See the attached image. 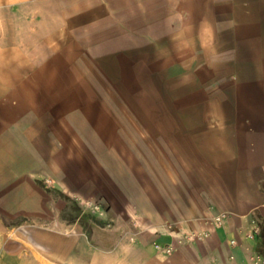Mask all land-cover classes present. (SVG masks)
Returning a JSON list of instances; mask_svg holds the SVG:
<instances>
[{
	"label": "rangeland",
	"instance_id": "374dc122",
	"mask_svg": "<svg viewBox=\"0 0 264 264\" xmlns=\"http://www.w3.org/2000/svg\"><path fill=\"white\" fill-rule=\"evenodd\" d=\"M86 6L0 0V109L34 119L49 198L37 217L0 213L3 238L25 264H169L142 249L141 222L147 188L179 190L178 83L129 34L130 12H77Z\"/></svg>",
	"mask_w": 264,
	"mask_h": 264
},
{
	"label": "crops",
	"instance_id": "0c3cea01",
	"mask_svg": "<svg viewBox=\"0 0 264 264\" xmlns=\"http://www.w3.org/2000/svg\"><path fill=\"white\" fill-rule=\"evenodd\" d=\"M82 4L88 11L77 12L100 10L120 21L130 12L129 34L157 54L165 78L177 81L178 116L188 117L178 119L185 133L178 193L146 190L151 208L141 222L142 249L154 253L158 246L157 257L169 264H264V0ZM24 114L22 107L0 109V213L11 217L49 209L36 183L45 162L39 135ZM155 195L161 196L156 217ZM4 234L0 220V264H25ZM31 243L32 257L41 258L39 242Z\"/></svg>",
	"mask_w": 264,
	"mask_h": 264
},
{
	"label": "built area",
	"instance_id": "2783aa9c",
	"mask_svg": "<svg viewBox=\"0 0 264 264\" xmlns=\"http://www.w3.org/2000/svg\"><path fill=\"white\" fill-rule=\"evenodd\" d=\"M157 248H159V247L157 246Z\"/></svg>",
	"mask_w": 264,
	"mask_h": 264
}]
</instances>
